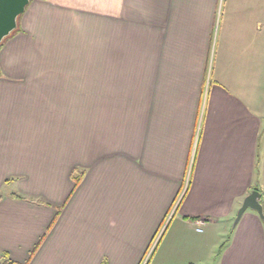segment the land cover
<instances>
[{
  "label": "crops",
  "instance_id": "crops-1",
  "mask_svg": "<svg viewBox=\"0 0 264 264\" xmlns=\"http://www.w3.org/2000/svg\"><path fill=\"white\" fill-rule=\"evenodd\" d=\"M254 189L264 0H30L0 45V252L141 264L166 222L147 264H264L263 218L234 225Z\"/></svg>",
  "mask_w": 264,
  "mask_h": 264
},
{
  "label": "water",
  "instance_id": "water-1",
  "mask_svg": "<svg viewBox=\"0 0 264 264\" xmlns=\"http://www.w3.org/2000/svg\"><path fill=\"white\" fill-rule=\"evenodd\" d=\"M30 0H0V44L18 28L19 16L25 11ZM262 194L258 189L252 190L244 199L234 220L238 223L247 209L255 210L264 220Z\"/></svg>",
  "mask_w": 264,
  "mask_h": 264
},
{
  "label": "trees",
  "instance_id": "trees-1",
  "mask_svg": "<svg viewBox=\"0 0 264 264\" xmlns=\"http://www.w3.org/2000/svg\"><path fill=\"white\" fill-rule=\"evenodd\" d=\"M81 174L82 173H80L78 176H74V180H75L74 188H76V186L79 184V182L81 180ZM14 195L21 196V195L16 194V193H14ZM55 220H56V218L53 220L52 225H53V223H54ZM38 246H39V244H37L35 246L34 250L31 253V256L35 252V250L38 248ZM28 261L27 262H24V263H19V262H16V261L12 260L11 257L9 256V254H7L6 252H0V264H28Z\"/></svg>",
  "mask_w": 264,
  "mask_h": 264
},
{
  "label": "rangeland",
  "instance_id": "rangeland-1",
  "mask_svg": "<svg viewBox=\"0 0 264 264\" xmlns=\"http://www.w3.org/2000/svg\"><path fill=\"white\" fill-rule=\"evenodd\" d=\"M166 228V222H164V227L163 229H161L162 231H160L157 235V237L153 240L152 245L150 246L149 252L148 254L144 257L143 261L141 262V264H147L150 258V255L153 254L155 252V249L157 247L158 241L160 239V237L162 236V234H164L163 232L165 231Z\"/></svg>",
  "mask_w": 264,
  "mask_h": 264
},
{
  "label": "built area",
  "instance_id": "built-area-1",
  "mask_svg": "<svg viewBox=\"0 0 264 264\" xmlns=\"http://www.w3.org/2000/svg\"><path fill=\"white\" fill-rule=\"evenodd\" d=\"M177 203H178V201L175 203V207H176Z\"/></svg>",
  "mask_w": 264,
  "mask_h": 264
}]
</instances>
